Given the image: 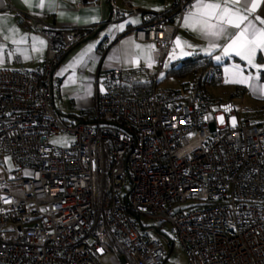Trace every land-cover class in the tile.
Here are the masks:
<instances>
[{
	"label": "built area",
	"instance_id": "2783aa9c",
	"mask_svg": "<svg viewBox=\"0 0 264 264\" xmlns=\"http://www.w3.org/2000/svg\"><path fill=\"white\" fill-rule=\"evenodd\" d=\"M192 2L146 15L134 38L155 45V63L107 71L85 121L54 107L56 70L101 24L58 28L27 16L48 51L36 70L0 68V197L12 201L0 200V264H104L106 252L163 264L169 249L142 218L168 223L188 264H264V122L219 127L217 116L228 120L232 107L214 112L204 88L161 87ZM105 3L118 20L143 15L125 14L117 0H76L75 8ZM213 80L224 85L218 70ZM58 135L73 141L56 146Z\"/></svg>",
	"mask_w": 264,
	"mask_h": 264
},
{
	"label": "crops",
	"instance_id": "0c3cea01",
	"mask_svg": "<svg viewBox=\"0 0 264 264\" xmlns=\"http://www.w3.org/2000/svg\"><path fill=\"white\" fill-rule=\"evenodd\" d=\"M207 2L223 3V0H207ZM171 3L172 0H117L119 8L125 14L131 9H137L143 13V15L140 16H125V18L123 17L118 20V17L112 14L110 6L107 3H105L102 8L87 7L78 10L75 8L76 0H56L55 8L49 10V0H45L44 8L38 7L39 0H30L29 4H25L24 0H0V18H2V20H0V44L6 46V51L4 53L5 63L0 68L36 70L40 68L41 64L45 61L48 51L47 42L43 37L27 27V16L36 17L58 28H81L91 30L96 25L101 24L97 32H94L87 40L80 43L66 54L62 63L56 70V76L60 81V86L53 95V105L64 119L74 120L73 118L81 113H90L93 110L95 96L99 89L98 81L102 80L101 78H103V75L107 71L112 69L139 70L147 67L145 64L146 50L143 48L136 49L135 45L139 44L141 46H146L149 44L137 42L134 38V30L149 22L146 18L147 14L163 13L170 8ZM194 3L195 0H193L192 5ZM190 10H192V6ZM61 12H63V15H61ZM262 13H264V4L261 5L258 14ZM131 20L138 22L128 23V21ZM120 24H124V29L122 31L117 30V26ZM14 29L18 31H13ZM229 31L233 32L235 29L229 28ZM24 35L28 37L25 43H12L13 39L20 40L21 36ZM5 36L8 37L7 40L4 39ZM32 37H37L39 40L45 41L43 46L38 43L36 44L37 51L32 50ZM176 37L181 38V48H176L172 58L168 56L166 61L168 67L164 68L161 87L170 89H193L197 76L199 77L200 75L199 73L192 74L184 79H178L172 75L167 76V74L171 67L178 66L182 61L197 56L209 57L212 64L219 69L224 81L226 78H231V73L234 71L233 65L237 64L245 68V74H247L248 71H252L253 74H255L254 69H248L246 67V62L235 55L230 59L224 58L221 62H217L214 57L220 54V50L217 49L215 52H212L211 55L207 54L209 40L201 36L199 32L183 27L182 21ZM183 42H187L193 47H185ZM220 43L222 44L224 41L222 40ZM90 45L94 46L91 53H89L92 59L89 60L86 56V65L74 63L76 58L82 52H85ZM16 49L20 51L11 57L7 55L8 51H15ZM181 49H183V52H190L192 54L183 55ZM125 50L128 51L130 56L139 57L138 66L136 63H128L123 59ZM147 51H150V55L153 59L152 50ZM25 56L29 58L25 59ZM117 56L121 57L120 62L114 59ZM257 62L264 63V55L258 53ZM225 68L228 69L227 73L225 72ZM209 73H211L210 69L207 74ZM165 79H173L176 84L167 86L164 83L166 81ZM226 85L229 89V94L231 96H237V100L232 102L227 101V103H225L221 97H215L209 92L210 86L215 87L220 85L209 83L204 87V89L211 94L214 103V112H218L223 104H227V106H231L232 108H246L251 106L259 111L262 109V119L248 120L246 122H264V98H258L253 95L246 85L224 82V85L221 86ZM245 99H250L253 103L247 106ZM158 232L161 233V231ZM168 242L169 246L172 245L173 248L174 243L172 241L170 242V240ZM172 248L170 253L172 252ZM106 258H108V260L104 261L103 259ZM168 258L165 260V263L168 261ZM102 261L104 264H127L122 256H117L110 252H106L102 256ZM183 264H188L187 257Z\"/></svg>",
	"mask_w": 264,
	"mask_h": 264
},
{
	"label": "snow or ice",
	"instance_id": "6c2138e0",
	"mask_svg": "<svg viewBox=\"0 0 264 264\" xmlns=\"http://www.w3.org/2000/svg\"><path fill=\"white\" fill-rule=\"evenodd\" d=\"M30 0H24L25 4H29ZM56 0H49V10L55 8ZM264 4V0H223L221 2H207V0H195L192 5V10H190L182 18V26L188 28L192 31L199 32L201 36L209 40L207 54L211 55L217 49L220 50V54L215 55L214 59L217 62H221L224 58H231L233 55L239 57L242 61L246 62V67L248 69H254L255 74L252 71H248L245 74V68L240 65H233L234 71L231 73V78L225 79V83L243 84L246 85L253 95L258 98H264V81L261 79V71L264 70V63H258V53L264 55V13L258 14L261 5ZM38 7H45V0H39ZM63 15V12H61ZM95 18V17H94ZM79 19V18H77ZM2 20V18H0ZM138 21L131 20L128 23H136ZM229 28L235 29V31L230 32ZM124 24L117 26V30H123ZM13 31H18L14 29ZM5 40L8 39L7 36L4 37ZM28 37L26 35L21 36L20 40H12L13 44L25 43ZM33 41L32 50L37 51L36 44L43 46L45 41L39 40L37 37L31 38ZM224 43H220V41ZM181 38L176 37L174 41V47L172 52H170L169 58H172L175 54L176 48H181ZM185 47H193L187 42H183ZM94 46L90 45L89 48L82 52L74 61L80 65H86L85 57L87 56L89 60L92 57L89 55ZM136 49H145V64L147 67L151 68L155 61L150 55V51L155 50V45L149 44L146 46H141L139 44L135 45ZM183 52V49H181ZM6 51V46L0 44V67L5 63L4 53ZM19 49L15 51H8L7 55L9 57L15 55L19 52ZM190 52H183V55H191ZM28 59V56L24 57ZM117 62H120L121 57L117 56ZM123 59L128 63H136L138 66L139 57H132L129 55L128 51L125 50L123 53ZM164 67H168L165 63ZM225 72L228 69L225 68ZM163 76V73H161ZM104 91L103 86L100 89ZM226 110H230L231 106H225ZM220 122L223 123V117H219ZM236 126V120L232 118V127ZM194 135L189 134V138ZM53 143L67 144L68 140L66 138H61L59 140L53 141ZM10 158H6V162ZM29 173H25L28 175ZM4 203H11L12 201L7 197H0ZM98 251L102 252V249Z\"/></svg>",
	"mask_w": 264,
	"mask_h": 264
},
{
	"label": "rangeland",
	"instance_id": "374dc122",
	"mask_svg": "<svg viewBox=\"0 0 264 264\" xmlns=\"http://www.w3.org/2000/svg\"><path fill=\"white\" fill-rule=\"evenodd\" d=\"M164 83L167 86L176 84V82L173 79H167ZM228 91H229V89H228L227 85L226 86H215V87L210 86L209 87V92H211L213 94V96H215V97H217V96L221 97L222 100L225 101V103H227V101L232 102V101H235L238 99L237 96H231ZM246 98H248V97H246ZM245 103L247 106H249L253 102L250 99H245ZM233 109H234L235 114L231 115L228 120H227L226 115L224 113H221L217 116V121H218L219 127H225V126L232 127V118L233 117L236 120V126H240L241 124H243L244 122H246L248 120L262 119L261 118L262 117V109L259 111L254 107L252 108L251 106L246 107V108L245 107L244 108L243 107H241V108L236 107ZM219 117H223V123L220 122ZM61 138H66L68 140V143L67 144L53 143V141L59 140ZM72 141H73V137L67 136V135L52 136V138H51L52 144H54L56 146H61V147L68 145ZM6 158H10V157L6 156L5 161H6ZM6 164H7V170H11L12 169L11 159H9L6 162ZM192 203L193 202H189L188 205H191ZM140 223H141V226L143 227V230L146 233H148V235L152 239L159 241L160 243L164 244L169 249L170 255H169L168 261L165 264H183L184 260L186 259V255H185L184 251L181 249V247H180V245L176 239V236L173 233L172 228L168 223H162L161 221L150 220L147 218H142ZM157 230L161 231V233H159ZM169 239H171L172 242L174 243L171 253H170V246L168 244ZM103 260L107 261L108 258L103 259Z\"/></svg>",
	"mask_w": 264,
	"mask_h": 264
},
{
	"label": "trees",
	"instance_id": "16d2710c",
	"mask_svg": "<svg viewBox=\"0 0 264 264\" xmlns=\"http://www.w3.org/2000/svg\"><path fill=\"white\" fill-rule=\"evenodd\" d=\"M211 70V73L207 74V72ZM219 69L212 64V61L207 56H199L186 59L181 62L178 66H173L170 68L167 76L172 75L178 79H184L192 74L199 73V77L197 76V80L195 81V87L197 88H204L206 84L213 83V73ZM261 79L264 81V71L261 72ZM88 113H81L80 115L76 116L75 120L78 121H85L86 115ZM170 242L172 241L169 239ZM172 245H170V250ZM165 263V262H164ZM163 263V264H164Z\"/></svg>",
	"mask_w": 264,
	"mask_h": 264
}]
</instances>
